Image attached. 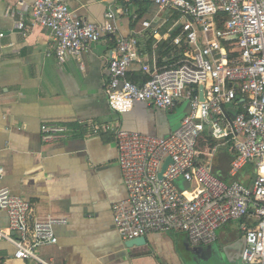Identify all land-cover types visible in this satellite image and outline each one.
I'll list each match as a JSON object with an SVG mask.
<instances>
[{
  "label": "built area",
  "instance_id": "built-area-1",
  "mask_svg": "<svg viewBox=\"0 0 264 264\" xmlns=\"http://www.w3.org/2000/svg\"><path fill=\"white\" fill-rule=\"evenodd\" d=\"M153 3L170 13L166 30L161 34L148 20L140 25L145 32L151 31L154 49L160 41H169L178 54L173 50L160 65L154 51L148 55L138 49V37L118 38L107 66V102L112 110L123 113L135 102L166 111L186 99L189 111L164 136L114 131L126 191L125 199L112 205L114 227L124 241L174 230L184 233L191 246H201L213 243L216 230L224 224L251 218L253 225L241 228L240 262L264 264V0ZM104 16L102 23L87 22L76 17L64 0H34L26 18L29 24L21 18L15 28L22 34L35 25L49 29L54 55L63 63L115 33V12L108 9ZM133 63H139L147 76L143 82L127 77ZM230 103L237 109L232 114L235 156L229 173L234 176L255 162L250 187L236 180L227 183L199 162L198 139L206 126L215 138L228 135L219 121L224 119L221 106ZM40 130L44 140H53L67 129L42 123ZM167 158L170 162L162 171ZM3 175L0 166V179ZM0 211L8 218V224L0 226V242L13 247V257L49 264L36 250L57 242L54 226L64 219L33 218L30 203L6 187H0Z\"/></svg>",
  "mask_w": 264,
  "mask_h": 264
},
{
  "label": "crops",
  "instance_id": "crops-1",
  "mask_svg": "<svg viewBox=\"0 0 264 264\" xmlns=\"http://www.w3.org/2000/svg\"><path fill=\"white\" fill-rule=\"evenodd\" d=\"M33 1L0 0V166L4 168L0 187L29 202L33 218L64 219L54 226L57 242L37 248V255L49 264H190L186 253L191 245L184 233H148L145 244L128 247L112 219V205L126 197L114 131L164 136L189 111L185 99L166 111L135 102L129 111L116 112L105 94L107 66L118 38H143L142 20L162 34L167 28L165 11L150 0L148 15L136 21L129 0H64L76 17L87 22L102 23L105 12L112 9L117 29L78 57L59 63L49 29L35 25L22 34L15 28L21 18L29 24L26 18ZM142 40L138 49L156 54L154 38L148 49ZM128 75L130 79L143 75L140 64H131ZM223 106L228 114L237 109L233 103ZM42 123L67 130L59 138L44 140ZM219 123L228 135L215 138L206 126L198 139L199 162L227 183L236 180L250 187L255 162L234 176L229 173L236 134L225 115ZM252 220H232L218 228L209 255L202 256L214 264H241V228L253 225ZM7 224L6 213L0 211V226ZM13 250L0 242V264H35L15 259Z\"/></svg>",
  "mask_w": 264,
  "mask_h": 264
},
{
  "label": "trees",
  "instance_id": "trees-1",
  "mask_svg": "<svg viewBox=\"0 0 264 264\" xmlns=\"http://www.w3.org/2000/svg\"><path fill=\"white\" fill-rule=\"evenodd\" d=\"M129 2H130L129 4L132 5V8H134V13H136L135 14L136 21L142 20L143 17L148 15V12L150 10V6L152 3L150 0H129ZM165 15L167 16V18L170 19V17H168L167 12H165ZM165 25L167 26L168 24H165ZM165 30L166 28H164L162 32H164ZM172 36H174V34H172ZM144 38L147 40V41L145 40V49H148L150 48L152 44V33L150 30H147L146 32H144L143 38H139V42H138L139 46H142L141 43L144 41L143 40L141 41V39H144ZM168 42L169 41L162 43V41H160L157 44L156 54L158 56V63L160 65H162L163 63L162 58H164L166 55H169L174 50V47ZM140 50L141 52H144V48ZM173 53L174 55H176L178 54V51L174 50ZM166 57H169V56H166ZM127 77L129 78L128 72H127ZM146 78L147 76L143 73V75H141L138 78L136 77L135 79H130V78L129 79L134 82H143ZM238 107H239L238 110H240L241 109L240 103H238ZM242 219L247 220L246 218H242Z\"/></svg>",
  "mask_w": 264,
  "mask_h": 264
},
{
  "label": "rangeland",
  "instance_id": "rangeland-1",
  "mask_svg": "<svg viewBox=\"0 0 264 264\" xmlns=\"http://www.w3.org/2000/svg\"><path fill=\"white\" fill-rule=\"evenodd\" d=\"M219 230V229H218ZM211 251V246L201 245V246H190L186 254H189L188 259L190 264H214L210 259L204 258L202 255H209Z\"/></svg>",
  "mask_w": 264,
  "mask_h": 264
},
{
  "label": "water",
  "instance_id": "water-1",
  "mask_svg": "<svg viewBox=\"0 0 264 264\" xmlns=\"http://www.w3.org/2000/svg\"><path fill=\"white\" fill-rule=\"evenodd\" d=\"M199 89H200V91H199V93H198V95H199V99L200 100H203V93H202V91H201V89H202V86H199ZM221 111H222V113L225 115V117H226V119L228 120V122L230 123V125L232 126V114H228L227 112H226V110H225V108H224V106L222 105L221 106ZM233 127V126H232ZM168 162H170V158H167L166 160H165V162H164V164H163V166H162V171L165 169V167H166V165H167V163ZM159 176H161V174H159ZM146 243V238H145V236H140V237H136V238H132V239H129V240H125V245L126 246H128V247H131V246H134V245H136V246H138V245H143V244H145ZM188 249H190V247H187ZM242 251V250H241ZM240 254H241V252H240Z\"/></svg>",
  "mask_w": 264,
  "mask_h": 264
}]
</instances>
